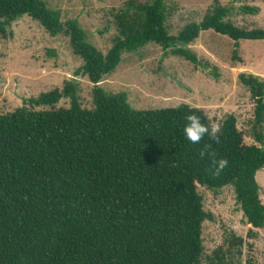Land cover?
<instances>
[{"label": "trees", "instance_id": "obj_1", "mask_svg": "<svg viewBox=\"0 0 264 264\" xmlns=\"http://www.w3.org/2000/svg\"><path fill=\"white\" fill-rule=\"evenodd\" d=\"M230 13L216 1L199 22L173 36L166 28L165 0H130L114 15L117 35L103 54L77 21L62 22L60 13L41 0H0L1 36L28 16L50 36L69 39L83 62L74 75L93 84L90 110L81 107L77 84L70 80L61 90L27 100L31 107L49 109L0 113V264H202V223L212 217L203 209L197 185L231 186L250 227L246 237H256L264 227L255 180L264 169V82L259 77L238 76L254 100L252 145L244 144L233 115L220 123V143L205 136L193 144L184 134L188 115L199 116L211 131L201 109L181 104L136 111L125 93L107 94L98 85L124 53L149 43L172 47L174 56L203 67L187 47L202 32L225 36L235 46L264 40V29H241ZM61 99L69 100L68 108H55ZM205 144H211L212 154L201 158ZM221 159L228 164L215 175L213 163ZM243 243L230 233L206 264H242Z\"/></svg>", "mask_w": 264, "mask_h": 264}, {"label": "rangeland", "instance_id": "obj_2", "mask_svg": "<svg viewBox=\"0 0 264 264\" xmlns=\"http://www.w3.org/2000/svg\"><path fill=\"white\" fill-rule=\"evenodd\" d=\"M47 8L60 13L61 21H77L87 41L103 54L109 50L117 29L114 15L130 0H41ZM150 3L152 0H135ZM231 9V22L246 30L264 29V0H165L166 28L176 36L190 22H199L214 2ZM257 10L246 14L241 8ZM202 66L174 56L172 47L149 43L139 50L124 53L115 71L98 84L107 94L125 93L133 110H158L186 104L201 109L210 125L219 124L228 115L236 118L244 144H255L252 134L254 100L238 76L242 73L259 77L264 82V40L240 41L237 46L225 36L202 32L187 46ZM64 35L50 36L38 22L23 16L13 22L6 36L0 35V113L18 108L33 110L27 103L41 93L61 90L64 83L77 84L79 103L92 109V88L84 76L74 73L82 65ZM69 100L61 99L56 109L68 108ZM255 180L259 198L264 204V169ZM203 209L212 217L202 223L203 261L223 244L230 233L241 237L242 264H264V227L248 239L247 226L234 199L231 186L208 190L197 185ZM249 245L252 247L249 248Z\"/></svg>", "mask_w": 264, "mask_h": 264}, {"label": "clouds", "instance_id": "obj_3", "mask_svg": "<svg viewBox=\"0 0 264 264\" xmlns=\"http://www.w3.org/2000/svg\"><path fill=\"white\" fill-rule=\"evenodd\" d=\"M187 123L184 127V134L186 138L192 142L193 144L200 143L205 136L209 138V140L215 141L216 143H220V136L217 135L220 132V125L213 124L211 125V131L209 130V125H205L201 122V118L195 114H190L186 117ZM211 149V144H205L204 149L201 151V158H204L206 155H211L212 153L209 151ZM228 161L226 159H221L219 161H214L213 168L215 175H219L220 172L227 166Z\"/></svg>", "mask_w": 264, "mask_h": 264}]
</instances>
